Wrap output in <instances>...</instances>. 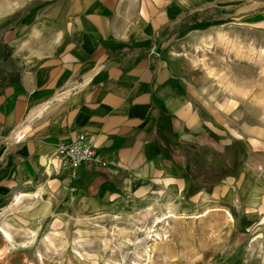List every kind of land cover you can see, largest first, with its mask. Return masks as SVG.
<instances>
[{
  "label": "crops",
  "instance_id": "0c3cea01",
  "mask_svg": "<svg viewBox=\"0 0 264 264\" xmlns=\"http://www.w3.org/2000/svg\"><path fill=\"white\" fill-rule=\"evenodd\" d=\"M249 28L264 32V0H36L0 33V235L153 188L200 196L186 153L215 151L217 130L184 78L182 49ZM78 132L105 167L64 164L58 145ZM238 142L240 164L208 194L261 227L264 140Z\"/></svg>",
  "mask_w": 264,
  "mask_h": 264
},
{
  "label": "rangeland",
  "instance_id": "374dc122",
  "mask_svg": "<svg viewBox=\"0 0 264 264\" xmlns=\"http://www.w3.org/2000/svg\"><path fill=\"white\" fill-rule=\"evenodd\" d=\"M35 2L0 0V33ZM182 50L184 78L217 130L215 151L186 153L200 196L153 188L99 214L75 204L34 234L0 235V264H264V226L208 194L244 157L238 141L264 140V32H221Z\"/></svg>",
  "mask_w": 264,
  "mask_h": 264
},
{
  "label": "built area",
  "instance_id": "2783aa9c",
  "mask_svg": "<svg viewBox=\"0 0 264 264\" xmlns=\"http://www.w3.org/2000/svg\"><path fill=\"white\" fill-rule=\"evenodd\" d=\"M24 134L16 137L20 141ZM58 156L63 160L64 164L70 168L75 169L84 165H95L105 167L107 165L103 155L98 149L89 142L86 134L78 132L71 141L64 142L58 145ZM71 191H75V187H69Z\"/></svg>",
  "mask_w": 264,
  "mask_h": 264
},
{
  "label": "bare ground",
  "instance_id": "6f19581e",
  "mask_svg": "<svg viewBox=\"0 0 264 264\" xmlns=\"http://www.w3.org/2000/svg\"><path fill=\"white\" fill-rule=\"evenodd\" d=\"M10 239V238H9Z\"/></svg>",
  "mask_w": 264,
  "mask_h": 264
}]
</instances>
